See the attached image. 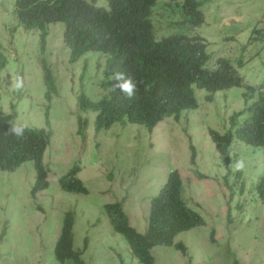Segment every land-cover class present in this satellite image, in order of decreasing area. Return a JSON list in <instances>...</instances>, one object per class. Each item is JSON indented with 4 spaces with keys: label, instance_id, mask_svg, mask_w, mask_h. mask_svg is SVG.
Masks as SVG:
<instances>
[{
    "label": "rangeland",
    "instance_id": "374dc122",
    "mask_svg": "<svg viewBox=\"0 0 264 264\" xmlns=\"http://www.w3.org/2000/svg\"><path fill=\"white\" fill-rule=\"evenodd\" d=\"M197 1L205 16L198 33L208 43L211 61L224 57L236 64L241 58L244 83L264 91V0ZM16 2L0 0V60L5 59L0 112L14 114V126L38 127L52 138L41 161L47 190L32 196L37 181L33 162L0 175V264H62L55 246L69 212L75 214L74 248L83 251L88 241L82 256L86 264H140L126 239L112 229L105 207L121 203L131 225L146 233L151 202L173 171L182 178V200L205 226L175 239L187 253L154 248V264H264V199L256 190L264 176V151L235 143L227 163L209 134L225 133L228 119L245 109V91L218 92L212 102L205 91H197L198 110L183 113L179 122L166 119L155 130L121 123L98 131L96 116L80 111L78 97L84 93L98 102L111 89L114 81L106 74L104 55L91 52L73 61L63 24L48 26L43 47L41 33L27 30L16 18ZM96 5L108 9L106 0ZM168 20L184 18L176 10ZM44 64L59 93L51 100L45 96ZM18 86L19 93L30 95L28 101L11 97ZM79 116L89 121L83 135ZM241 161L244 166L237 168ZM77 166L87 195L60 187L59 180Z\"/></svg>",
    "mask_w": 264,
    "mask_h": 264
},
{
    "label": "trees",
    "instance_id": "16d2710c",
    "mask_svg": "<svg viewBox=\"0 0 264 264\" xmlns=\"http://www.w3.org/2000/svg\"><path fill=\"white\" fill-rule=\"evenodd\" d=\"M158 1L106 0V9L96 5L98 0H17L15 16L27 30L41 33L43 47L48 26L63 24L64 42L73 61L91 52L101 53L105 57L106 72L112 79L118 72L132 78V83L137 86L132 99L126 98L120 87L102 92L98 102L84 93L78 97L82 112L97 114L98 130L126 122L155 130L166 119L179 122L183 113L197 110V91H205L207 100H212L211 95L217 92L237 88L245 91V109L228 119V127L223 128L225 133L210 131L212 142L220 159L227 163L235 143L264 151V91L244 83L239 74L243 60L239 58L236 64L224 57L215 63L211 61L207 41L197 34L205 22L201 3L186 0L182 15L185 20L176 23L168 20L175 6L171 1L175 0H162L161 5ZM175 25L178 26L173 27ZM4 65L3 58L0 68ZM43 69L45 96L51 100L53 94L59 95L58 88L49 67L44 64ZM21 76L19 74L17 78ZM113 81V85H123L126 79ZM17 88L11 97L19 96L20 100L28 101L30 95L19 93L21 86ZM11 118L0 112V175L16 173L25 162L36 163L37 181L32 191L36 196L49 187L41 161L50 137L43 130L28 125L23 137H18L11 131L14 127ZM78 122L79 134L83 135L88 124L81 118ZM79 172L77 166L59 180L62 191L88 194L77 178ZM256 189L264 199V176ZM182 192L180 172L173 171L151 202L144 234L131 225L121 203L105 207L112 229L126 239L133 257L140 264H154L152 251L156 247H175L187 253V248L182 243L175 244V239L182 233L205 226L202 217L182 200ZM74 224L75 214L67 213L55 246V258L59 263L86 264L82 256L88 241L83 251L74 248Z\"/></svg>",
    "mask_w": 264,
    "mask_h": 264
},
{
    "label": "clouds",
    "instance_id": "9594fccd",
    "mask_svg": "<svg viewBox=\"0 0 264 264\" xmlns=\"http://www.w3.org/2000/svg\"><path fill=\"white\" fill-rule=\"evenodd\" d=\"M171 1V0H170ZM197 1V0H196ZM185 2H186V0H175V1H171V3H173V4H175V6H173V8L174 9H172V11L173 12H175L176 10H179V12L183 15V7H184V4H185ZM198 2V1H197ZM200 3V2H199ZM201 5H202V3H201ZM184 18V20H185V17H183ZM199 30V29H198ZM197 34H198V36H199V33H198V31H197ZM202 38V37H201ZM204 39V38H203ZM232 63H233V61H232ZM234 64V63H233ZM240 70V69H239ZM106 74H107V76H110L111 77V75H109L107 72H106ZM113 79H115V80H121V79H126V82L123 84V85H112L111 86V90L112 91H115V89H116V87H120L121 88V90H122V92L126 95V98H128V99H132V98H134V96H135V93H136V90H137V86H136V84H133L132 83V78L131 77H125V74L124 73H120V72H118V73H115L114 74V76H113ZM218 93V92H217ZM81 95V94H80ZM207 96V95H206ZM211 96H214V95H211ZM214 99H212L210 102H212ZM198 104H199V102H198ZM79 107V106H78ZM198 110V109H197ZM81 111V110H80ZM188 111H195V110H188ZM82 112V111H81ZM187 112V111H186ZM82 113H84L86 116H88L89 114H91V113H85V112H82ZM96 114V113H95ZM94 114V115H95ZM14 115V114H13ZM13 115H12V118H13ZM97 115V114H96ZM95 115V116H96ZM12 118H11V124H12ZM81 118V120L83 121V122H85L86 124H88L89 125V121H88V119L87 118H85V119H82V117H80L79 116V119ZM173 120V119H172ZM162 122H164V121H162ZM161 122V123H162ZM127 123V122H126ZM78 124H79V122H78ZM121 124V123H120ZM13 125V124H12ZM88 125H87V127H88ZM131 125H138V124H131ZM14 126V125H13ZM141 126H143V125H141ZM27 126L26 125H23V126H14L12 129H11V131L16 135V136H18V137H23V133H24V129L26 128ZM86 127V128H87ZM35 129H39L38 127H34ZM112 128V127H111ZM80 129H81V127L79 126V132H80ZM97 129V128H96ZM110 129V128H109ZM41 130V129H40ZM98 130V129H97ZM106 130V129H105ZM98 131H101V130H98ZM210 131H213V130H210ZM210 131H209V134H210ZM85 137V136H84ZM211 137V136H210ZM49 138V137H48ZM51 138L52 137H50V141H49V143H48V145H47V147L50 145V142H51ZM212 140V139H211ZM46 147V148H47ZM46 150V149H45ZM26 163H29V162H25V164ZM34 163V162H33ZM244 165H243V162L241 161L238 165H237V168H242ZM78 168H80V167H78ZM77 177H78V175H77ZM79 179V178H78ZM80 180V179H79ZM61 187V186H60ZM86 188V187H85ZM256 188H257V186H256ZM87 189V188H86ZM47 190V189H46ZM257 190V189H256ZM33 191V190H32ZM45 191V190H44ZM42 192V191H41ZM40 193V192H39ZM38 193V194H39ZM257 193H258V195H259V192L257 191ZM37 194V195H38ZM33 196V195H32ZM260 197V196H259ZM261 198V197H260ZM261 199H263V198H261Z\"/></svg>",
    "mask_w": 264,
    "mask_h": 264
}]
</instances>
